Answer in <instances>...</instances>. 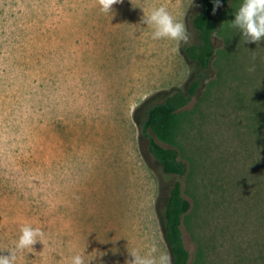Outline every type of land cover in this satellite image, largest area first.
<instances>
[{
	"label": "rangeland",
	"instance_id": "rangeland-1",
	"mask_svg": "<svg viewBox=\"0 0 264 264\" xmlns=\"http://www.w3.org/2000/svg\"><path fill=\"white\" fill-rule=\"evenodd\" d=\"M164 5L189 42L152 39L130 0L101 12L98 0H0V251L21 226L42 230L16 264H126L129 250L168 247L160 196L181 180L191 209L183 223L189 264H264V39L245 41L231 0L214 34L208 67L200 43L201 0ZM254 65V70L249 67ZM183 108L180 158L165 172L148 149V109L177 90ZM256 118V120H255Z\"/></svg>",
	"mask_w": 264,
	"mask_h": 264
},
{
	"label": "trees",
	"instance_id": "trees-1",
	"mask_svg": "<svg viewBox=\"0 0 264 264\" xmlns=\"http://www.w3.org/2000/svg\"><path fill=\"white\" fill-rule=\"evenodd\" d=\"M231 0H223L213 12L212 0H201V10L194 16V24L199 30L200 43L186 47L188 56L208 67L214 57L213 36L222 28V14ZM200 77L190 86V93L177 90L164 101L155 103L148 109L147 117L141 126L143 136L148 139V149L165 172L180 177L187 172V164L180 158L179 136L183 121V108L195 93ZM258 115V134L264 135V111L255 110ZM255 118V120H256ZM264 139V136H262ZM159 209L163 213L165 236L172 256V264H189L190 252L185 244L183 223L191 209L190 200L184 195L181 180H177L169 193L160 196Z\"/></svg>",
	"mask_w": 264,
	"mask_h": 264
},
{
	"label": "clouds",
	"instance_id": "clouds-1",
	"mask_svg": "<svg viewBox=\"0 0 264 264\" xmlns=\"http://www.w3.org/2000/svg\"><path fill=\"white\" fill-rule=\"evenodd\" d=\"M123 0H98L101 12L114 14L113 6L122 3ZM223 0H212L213 9L222 4ZM133 7H139L143 10L140 22L150 26L153 31L152 39L168 38L183 43L189 42V33L185 25L180 22L164 5L154 6L146 12L139 3L130 0ZM232 26L240 30L245 41L258 42L264 39V0H243L232 19ZM249 71L254 70V65L250 66ZM43 233L40 228L33 227L30 224L21 226L20 234L14 245V248H7L8 254L0 251V264H16L15 250H28L33 252V245L37 242H43L40 237ZM131 259H126V264H171L167 252H159L155 245H152L146 254H139L137 250H129ZM92 257H88L87 264H90ZM71 264H85V258L81 254H75L71 258Z\"/></svg>",
	"mask_w": 264,
	"mask_h": 264
},
{
	"label": "water",
	"instance_id": "water-1",
	"mask_svg": "<svg viewBox=\"0 0 264 264\" xmlns=\"http://www.w3.org/2000/svg\"><path fill=\"white\" fill-rule=\"evenodd\" d=\"M195 25V24H194Z\"/></svg>",
	"mask_w": 264,
	"mask_h": 264
}]
</instances>
